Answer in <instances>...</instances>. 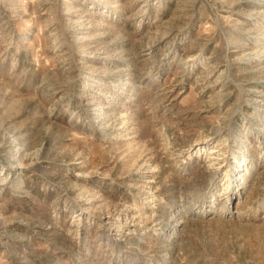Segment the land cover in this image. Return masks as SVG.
<instances>
[{"label":"rangeland","instance_id":"rangeland-1","mask_svg":"<svg viewBox=\"0 0 264 264\" xmlns=\"http://www.w3.org/2000/svg\"><path fill=\"white\" fill-rule=\"evenodd\" d=\"M0 264H264V0H0Z\"/></svg>","mask_w":264,"mask_h":264}]
</instances>
